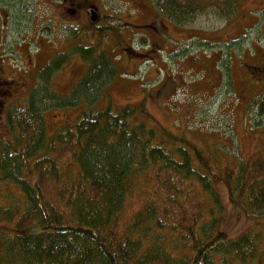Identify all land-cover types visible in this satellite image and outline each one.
<instances>
[{
	"label": "trees",
	"instance_id": "16d2710c",
	"mask_svg": "<svg viewBox=\"0 0 264 264\" xmlns=\"http://www.w3.org/2000/svg\"><path fill=\"white\" fill-rule=\"evenodd\" d=\"M87 57L80 89L95 91L115 76L116 65L104 55ZM54 62L46 69L60 65ZM33 97L11 111L9 122L20 130L13 148L1 143L8 201L0 200V264H216L219 257L223 264L262 263L258 233L232 239L218 229L215 189L223 181L231 201L264 215L262 159L213 168L199 148L148 127L131 105L88 106L46 140L40 98ZM256 106L264 112V101ZM69 164L77 168L71 183L62 177ZM32 225L39 234L24 232Z\"/></svg>",
	"mask_w": 264,
	"mask_h": 264
},
{
	"label": "rangeland",
	"instance_id": "374dc122",
	"mask_svg": "<svg viewBox=\"0 0 264 264\" xmlns=\"http://www.w3.org/2000/svg\"><path fill=\"white\" fill-rule=\"evenodd\" d=\"M51 1L0 0L5 43L32 69L29 84L45 64L60 62L40 78L34 94L46 140L88 106L131 105L147 126L199 148L213 168L252 156L264 167V112L256 106L264 101V74L249 81L246 71L251 65L264 68V0H72L84 3L76 12L67 2L52 6ZM87 53L93 61L104 55L116 65L115 76L95 91L80 89ZM8 123L10 129L0 127V149L1 143L13 148L20 134ZM76 174L75 165L64 166V181L74 182ZM4 187L0 184L2 202L8 201ZM215 189L218 229L232 239L249 230L258 233L264 252V215L231 201L223 181L217 180ZM24 232L40 230L32 225ZM220 260L215 263L223 264Z\"/></svg>",
	"mask_w": 264,
	"mask_h": 264
},
{
	"label": "flooded vegetation",
	"instance_id": "af4514ba",
	"mask_svg": "<svg viewBox=\"0 0 264 264\" xmlns=\"http://www.w3.org/2000/svg\"><path fill=\"white\" fill-rule=\"evenodd\" d=\"M60 1L52 0L51 5L53 6L54 4L62 3V1H64L73 8L74 12H76V8L78 10L84 5L83 1L86 2V0H83L82 2L72 0ZM77 4L80 5L78 6ZM4 12L7 13L8 11L4 10ZM70 14H72V10H70ZM6 15L8 17V14ZM58 15L61 16L60 13H58ZM1 23L2 17H0V59L3 60H0V127L10 129L8 122L11 118V111L16 107L28 106L33 100V95L38 88V81L40 78L45 80L49 73L46 69L49 62L35 72V84H29L28 78L32 69L29 70L28 67H24L17 51H15L16 53L12 52V43L6 45L5 41L7 40L8 32L7 34L4 32L2 33L3 29ZM8 57L11 58L8 59ZM246 71L248 72L249 81H252L253 75L262 76L264 74V68L261 66L251 65L247 67ZM256 98H262V94Z\"/></svg>",
	"mask_w": 264,
	"mask_h": 264
},
{
	"label": "water",
	"instance_id": "95a60500",
	"mask_svg": "<svg viewBox=\"0 0 264 264\" xmlns=\"http://www.w3.org/2000/svg\"><path fill=\"white\" fill-rule=\"evenodd\" d=\"M91 19H92V21H94L96 18H95V14H94V12L93 11H91Z\"/></svg>",
	"mask_w": 264,
	"mask_h": 264
}]
</instances>
